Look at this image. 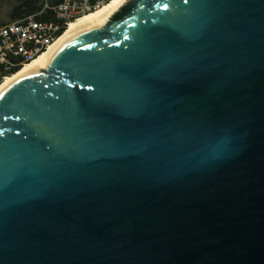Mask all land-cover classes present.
<instances>
[{"label": "water", "instance_id": "95a60500", "mask_svg": "<svg viewBox=\"0 0 264 264\" xmlns=\"http://www.w3.org/2000/svg\"><path fill=\"white\" fill-rule=\"evenodd\" d=\"M0 264H264V0H126L2 90Z\"/></svg>", "mask_w": 264, "mask_h": 264}, {"label": "built area", "instance_id": "2783aa9c", "mask_svg": "<svg viewBox=\"0 0 264 264\" xmlns=\"http://www.w3.org/2000/svg\"><path fill=\"white\" fill-rule=\"evenodd\" d=\"M112 1L43 0V10L53 20H40L36 13L0 26V63L7 71L25 66L55 44L72 22Z\"/></svg>", "mask_w": 264, "mask_h": 264}, {"label": "bare ground", "instance_id": "6f19581e", "mask_svg": "<svg viewBox=\"0 0 264 264\" xmlns=\"http://www.w3.org/2000/svg\"><path fill=\"white\" fill-rule=\"evenodd\" d=\"M126 0H114L103 7L99 8L96 11H93L89 14H86L82 17H80L78 20L72 22L68 29L64 32V34L60 37V39L50 46L48 50L37 56L35 59H33L31 62L23 66V68L17 72L15 75H12L10 77H7L5 81L0 85V92L4 90L7 86H9L11 83H13L18 78L24 76L26 73L31 72L35 70L37 67L45 63L50 55L59 47V45L71 34L77 32L82 27H85L91 23H93L95 20L109 15L115 11H117Z\"/></svg>", "mask_w": 264, "mask_h": 264}, {"label": "trees", "instance_id": "16d2710c", "mask_svg": "<svg viewBox=\"0 0 264 264\" xmlns=\"http://www.w3.org/2000/svg\"><path fill=\"white\" fill-rule=\"evenodd\" d=\"M36 13H39L38 19L40 20L54 19L50 11L43 10V0H15L14 5L10 11V17L12 21H17L22 19L24 16ZM29 62L31 61H28L26 64H28ZM23 66H18L12 71H7L0 63V85L5 81L7 77L15 75L17 72H19L23 68Z\"/></svg>", "mask_w": 264, "mask_h": 264}, {"label": "rangeland", "instance_id": "374dc122", "mask_svg": "<svg viewBox=\"0 0 264 264\" xmlns=\"http://www.w3.org/2000/svg\"><path fill=\"white\" fill-rule=\"evenodd\" d=\"M15 0H0V26L13 22L10 17Z\"/></svg>", "mask_w": 264, "mask_h": 264}, {"label": "snow or ice", "instance_id": "6c2138e0", "mask_svg": "<svg viewBox=\"0 0 264 264\" xmlns=\"http://www.w3.org/2000/svg\"><path fill=\"white\" fill-rule=\"evenodd\" d=\"M184 2H185V3H187V2H188V0H184Z\"/></svg>", "mask_w": 264, "mask_h": 264}]
</instances>
